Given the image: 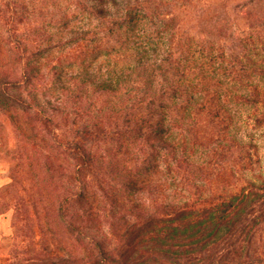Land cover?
Returning <instances> with one entry per match:
<instances>
[{
	"label": "trees",
	"instance_id": "16d2710c",
	"mask_svg": "<svg viewBox=\"0 0 264 264\" xmlns=\"http://www.w3.org/2000/svg\"><path fill=\"white\" fill-rule=\"evenodd\" d=\"M192 1L0 0V264H264V20L227 52Z\"/></svg>",
	"mask_w": 264,
	"mask_h": 264
},
{
	"label": "rangeland",
	"instance_id": "374dc122",
	"mask_svg": "<svg viewBox=\"0 0 264 264\" xmlns=\"http://www.w3.org/2000/svg\"><path fill=\"white\" fill-rule=\"evenodd\" d=\"M180 14L185 28L192 32L198 41L215 48L225 49L227 52L237 53L241 50V38L251 30L250 22L254 18L264 20V0H193ZM43 19L44 23H49L51 17L46 16ZM262 26L264 28V23ZM52 30L57 32V28ZM57 41L58 39H55L52 44L58 45ZM73 47H75L74 44L64 51H69ZM62 51L59 50L55 55ZM259 143L264 170V137L259 140ZM11 169V163L0 158V188L11 181ZM13 213L14 210L10 209L0 215L2 260L15 258L22 251L14 239Z\"/></svg>",
	"mask_w": 264,
	"mask_h": 264
}]
</instances>
